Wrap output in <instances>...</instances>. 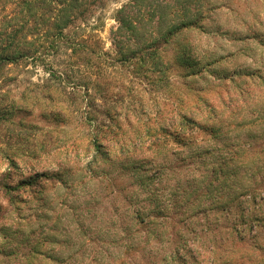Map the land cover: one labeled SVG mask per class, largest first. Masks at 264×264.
<instances>
[{
    "label": "rangeland",
    "instance_id": "1",
    "mask_svg": "<svg viewBox=\"0 0 264 264\" xmlns=\"http://www.w3.org/2000/svg\"><path fill=\"white\" fill-rule=\"evenodd\" d=\"M126 1L65 27L83 40L75 51L40 35L55 9L23 13L37 52L0 67V264H264V0H214L203 30L165 41L155 16L140 31L158 40L143 50L116 32ZM181 115L206 124L192 146ZM209 145L262 153L237 167L239 192L190 156Z\"/></svg>",
    "mask_w": 264,
    "mask_h": 264
},
{
    "label": "trees",
    "instance_id": "2",
    "mask_svg": "<svg viewBox=\"0 0 264 264\" xmlns=\"http://www.w3.org/2000/svg\"><path fill=\"white\" fill-rule=\"evenodd\" d=\"M63 1H65L64 5L58 8H53L52 4L55 0H0V14H2L0 15V67L10 64L18 65L35 56V53L37 52L35 39H28L27 36L34 37L39 33L36 24L35 26L28 25V21L25 19L23 13L25 11L28 16L32 18L37 17L41 21L49 20L50 16L47 15L46 12H38L37 9L42 6L50 12L55 9V12L51 17L53 19L52 24L47 27L46 30L40 32V35H48L49 38L54 41L55 39L53 38L64 39L72 51L76 50V46L82 45L83 42L81 41L83 40H71L69 35L63 33V29L70 25L75 19H89L93 12V9H91L92 6H95L97 3L100 4L102 0ZM205 2L206 4L203 3V0H176V4L174 5L170 4L167 0H127L115 10L114 18L118 23L116 32L121 33L122 28H124V31L127 33V38L137 36L135 39H139L138 49H149L152 45L156 44V40L158 39L157 37L151 38L150 35L149 37H145L141 34L140 29L143 27V21H152L155 16L157 17L155 25H152V27L155 26L152 33H155L156 31L159 32L160 28L163 26V29L159 32V36H161L160 40L162 41H165L167 38L181 30L192 28L203 30L200 21L207 18L208 15L216 9L213 8V3L217 1L206 0ZM8 6H10V10L7 12L6 10ZM134 8H136L135 12L133 11ZM174 19H177V21H173ZM164 21H167V23H163ZM51 44L53 43L51 42ZM124 50H126L125 52L135 51L128 45L125 46ZM180 122V126L187 129L190 134V136L185 137L186 139L183 138L184 143L182 144L192 146V132L196 128H205L206 124L200 123L194 118L186 115H181ZM209 131L210 135L215 137V134L213 133L214 130L209 129ZM204 153L207 154V156ZM204 153L199 150H193L191 151L190 156L196 155L197 157H200V155H203L201 157L202 160H200L203 168L216 163L218 166L217 171L213 168L210 172L212 175H215V178H219V182L223 183L226 189L228 188L230 190L228 191V194L239 192L238 190L234 191L238 182L237 176L235 175L237 167L245 166L246 161L253 163L256 161V158L261 160L262 156V153L247 155L244 152H239L243 157L237 158L239 153H235V151L229 153L226 151V148L220 149V147L212 145L206 147ZM239 159H242L243 162L237 163ZM250 168H252V171H250ZM262 168L264 169V165ZM257 171H259L258 166L248 167L247 174L250 177ZM145 179L147 178L145 177ZM147 180H149V177ZM140 184L143 186L144 190L149 191V198L155 195V190L157 189L152 188L148 181H142ZM211 184V182H208L205 187L208 188L207 194L212 193L213 189H210ZM0 187H9V183L3 181V177L0 179ZM241 192L242 196H251L252 185H244L241 187ZM159 208L163 207L160 206ZM136 214L140 218L149 215L147 212L142 211V209L137 210Z\"/></svg>",
    "mask_w": 264,
    "mask_h": 264
}]
</instances>
